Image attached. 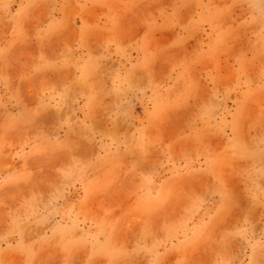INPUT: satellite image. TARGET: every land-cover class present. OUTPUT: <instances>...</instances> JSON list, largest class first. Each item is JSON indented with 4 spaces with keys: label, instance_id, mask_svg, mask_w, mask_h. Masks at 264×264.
<instances>
[{
    "label": "rangeland",
    "instance_id": "374dc122",
    "mask_svg": "<svg viewBox=\"0 0 264 264\" xmlns=\"http://www.w3.org/2000/svg\"><path fill=\"white\" fill-rule=\"evenodd\" d=\"M0 264H264V0H0Z\"/></svg>",
    "mask_w": 264,
    "mask_h": 264
},
{
    "label": "bare ground",
    "instance_id": "6f19581e",
    "mask_svg": "<svg viewBox=\"0 0 264 264\" xmlns=\"http://www.w3.org/2000/svg\"><path fill=\"white\" fill-rule=\"evenodd\" d=\"M223 53V52H222ZM223 61V60H222ZM192 143V142H191ZM254 147V146H253Z\"/></svg>",
    "mask_w": 264,
    "mask_h": 264
}]
</instances>
